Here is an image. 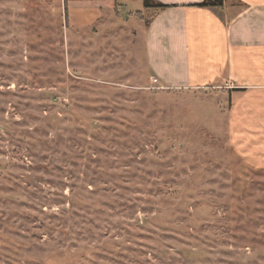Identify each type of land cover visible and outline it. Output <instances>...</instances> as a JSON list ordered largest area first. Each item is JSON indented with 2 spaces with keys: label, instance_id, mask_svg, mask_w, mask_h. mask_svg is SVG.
Here are the masks:
<instances>
[{
  "label": "rangeland",
  "instance_id": "374dc122",
  "mask_svg": "<svg viewBox=\"0 0 264 264\" xmlns=\"http://www.w3.org/2000/svg\"><path fill=\"white\" fill-rule=\"evenodd\" d=\"M146 9L0 0V264H264V170L149 70Z\"/></svg>",
  "mask_w": 264,
  "mask_h": 264
},
{
  "label": "crops",
  "instance_id": "0c3cea01",
  "mask_svg": "<svg viewBox=\"0 0 264 264\" xmlns=\"http://www.w3.org/2000/svg\"><path fill=\"white\" fill-rule=\"evenodd\" d=\"M206 1L146 0L150 18L144 10L132 16L146 24L149 70L165 86L230 98V145L248 165L264 170V0L197 7Z\"/></svg>",
  "mask_w": 264,
  "mask_h": 264
},
{
  "label": "trees",
  "instance_id": "16d2710c",
  "mask_svg": "<svg viewBox=\"0 0 264 264\" xmlns=\"http://www.w3.org/2000/svg\"><path fill=\"white\" fill-rule=\"evenodd\" d=\"M223 2L224 0H207L206 2L200 4V5H197V7L199 8H208V7H222L223 6ZM146 7L148 8L149 7V3L146 2ZM156 9H167L168 6H165L163 4H157L155 6Z\"/></svg>",
  "mask_w": 264,
  "mask_h": 264
}]
</instances>
